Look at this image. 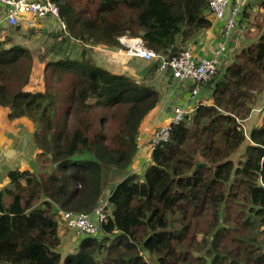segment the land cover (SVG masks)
Returning <instances> with one entry per match:
<instances>
[{
    "label": "trees",
    "instance_id": "1",
    "mask_svg": "<svg viewBox=\"0 0 264 264\" xmlns=\"http://www.w3.org/2000/svg\"><path fill=\"white\" fill-rule=\"evenodd\" d=\"M52 1L66 25L53 34V52L68 37L121 47L119 37L127 35L171 56L212 23L208 0H85L94 1L91 8ZM263 13L253 15L261 18L256 40L228 46L231 60L205 82L206 98L172 125L141 174L128 169L139 127L160 100L153 85L83 55H58L46 61L32 90V53L0 42V106L9 108V118L24 116L37 126L39 149L36 171L8 170L9 185L0 189V264H148L141 251L154 264H264V118L249 132L253 144L244 158L233 160L246 137L238 121L264 87ZM66 74L67 104L57 114L53 82ZM112 109L121 118L108 132ZM104 199L109 215L99 232L63 253L54 207L88 212ZM232 201L237 212L225 226Z\"/></svg>",
    "mask_w": 264,
    "mask_h": 264
},
{
    "label": "crops",
    "instance_id": "2",
    "mask_svg": "<svg viewBox=\"0 0 264 264\" xmlns=\"http://www.w3.org/2000/svg\"><path fill=\"white\" fill-rule=\"evenodd\" d=\"M5 12L6 6L0 2V42H4L5 48L19 45L30 50L33 56L32 79L34 80L36 71L42 67L43 73L46 61L54 58L53 56L46 58L47 55H45L41 59L46 54L44 50L54 40L53 34L60 32L57 21L52 17H45L37 19L34 26L28 27L25 20L29 16L21 15L19 24L12 26L6 21ZM222 23V20H212L210 27L200 30L184 48L192 49L198 56L204 55L209 46H216L220 42ZM132 38L131 44L136 43L139 37ZM124 45L126 46V44ZM92 47L94 48L93 53L97 56H93L96 63L111 71L132 75V78L137 81H146L159 92V102L145 116L139 127L136 140L137 150L128 169L129 173H139L144 164L150 161L151 151L146 148V144L153 129L169 120L173 107L184 104L188 100L191 110L193 109L195 96L190 97L192 81L177 82L170 72L158 70L157 65L156 69L151 72L145 68L136 69L133 75L131 67L135 64L138 66L141 62L148 60L124 53L121 55V52H117L119 47L115 45L92 44ZM48 50L47 48V53ZM226 56H229L228 50L224 54L222 62L227 61L228 57ZM122 63L126 65L124 67L128 68V71L118 68ZM31 84L30 89L32 88ZM39 85L40 83L37 86ZM9 111L8 107L0 106V187L9 185L8 170L35 171L37 169L36 156L39 149L34 142L35 124L24 116L11 119L8 116Z\"/></svg>",
    "mask_w": 264,
    "mask_h": 264
},
{
    "label": "built area",
    "instance_id": "3",
    "mask_svg": "<svg viewBox=\"0 0 264 264\" xmlns=\"http://www.w3.org/2000/svg\"><path fill=\"white\" fill-rule=\"evenodd\" d=\"M252 0H208V8L212 20H222L220 29V42L216 46H209L204 55L198 56L192 49H181L177 54L167 56L156 53L146 48L140 39L131 44V39L122 37L120 40L127 45L128 51L121 52L131 56L142 57L148 61L156 62L158 70L168 71L177 82L192 81L190 97L195 96L200 83L213 77L217 73L219 64L228 50L227 39L237 26L240 12L244 6ZM6 6L5 17L9 25L15 26L20 22L21 15H28L25 24L34 26L37 19L52 17L57 21L60 30L65 31V22L61 19L58 5L52 0H0ZM227 7V9H226ZM191 111L188 100L184 104L173 107L169 120L156 126L147 140L146 148L151 151L154 147L169 138V132L173 124L183 120ZM107 199L101 200L88 212L59 211L65 225L72 231L74 241L81 236L97 234L103 222L108 218ZM148 264H154L148 258Z\"/></svg>",
    "mask_w": 264,
    "mask_h": 264
},
{
    "label": "rangeland",
    "instance_id": "4",
    "mask_svg": "<svg viewBox=\"0 0 264 264\" xmlns=\"http://www.w3.org/2000/svg\"><path fill=\"white\" fill-rule=\"evenodd\" d=\"M93 3H94V1H91L89 3L86 1V3H85V0H78V2L75 4V6L77 8H83V7L91 8ZM247 5L250 6V7H248L249 12H250L249 18L247 19V18H244L245 16L244 17L242 16V12H243V10H242L240 13L236 28L232 32L231 36L227 39V41H228L227 45L231 46L233 44V47L236 50L239 48L240 45L241 46L244 45L248 40H252V41L256 40L255 38H253V35H254V33H258L257 25L259 24V21L261 20V18H257L254 21L253 15L254 14H261L264 12L263 8L260 6L259 0H252L251 2L247 3L246 6ZM226 9H227V7H226ZM263 16H264V13H263ZM262 25H263V23H262ZM50 47L51 46H48L47 48L49 49ZM47 48L44 50V52L47 54L46 58L53 56L55 59H58L59 58L58 55H62V56H64V55H70V56L83 55L86 58L93 59V56L95 55L93 53L94 48L92 47L91 43L82 42L80 40L79 41L73 40L70 37H68L65 41L59 43L56 46V49L54 50V52L50 51V49H49L48 53H47ZM120 49H122L124 52L128 51L127 46H125L124 44H122ZM122 54L123 53H121V55ZM229 56H230V54H229ZM229 56H226V57H228V62L231 60V58H229ZM94 57H97V56L95 55ZM154 63H155L154 61H150V62L144 61V62H141L140 65H138V66L135 64L131 67V72H133V75H134L136 69H141V68H145L147 71L151 72L154 69H156V68H153ZM124 66H126V65L124 63H122L119 65V67L118 66H116V67H118L119 69H123V70L127 69V71H128V68H125ZM223 67H225L224 62L221 61V63L218 66L217 71L219 69H222ZM35 74H36V77L34 80L32 79V84H31L32 90L39 88L40 86H37V85L39 83H42V67H40L36 71ZM68 81H69V75L66 74L62 80L53 82V86L56 87L57 92H58V100H57L56 107H55L57 114L67 104L65 96L67 94ZM206 81H202L200 83V89H199L198 93L195 95V97H194L195 99L193 98L195 103L199 99L202 100V99L206 98V96L208 95L209 91L205 88V82ZM255 98H256L255 103L253 105V108H252L249 116L243 120L238 121L239 123H242L240 126H242V129H243L246 137H245L244 142L239 147V149L233 155L234 162H237L238 159L244 158V152H245L246 146L248 144H253V142L251 141V139L249 137V132H250L251 128H253L254 126L261 125L262 120L264 118V87H263L262 91L255 93ZM192 110L190 112H192ZM108 114H109V120H108V124H107L106 129L108 132H112V130L115 129L116 123L121 118V113L118 110L112 109V111H110ZM99 118H100V115H99L97 121L99 120ZM113 121H114V123H113ZM99 124H100V122H99ZM35 129H38L36 125H35ZM150 162L151 161H148L146 164H144V166L142 167V170L144 169L145 166L149 165ZM141 172H140V174H141ZM107 178L111 181L116 180L115 175L113 176V175L108 174ZM109 185H111V183H108L106 185L105 193H107L109 191V189H110ZM0 188H2V187H0ZM234 205L235 204L233 201L228 202L226 204V207H225L226 215L229 216L230 220L227 219V221L224 223L225 226L226 225L227 226L233 225V218L237 212L234 209ZM54 210L57 212V215L59 216V223H60V227H61L60 229L62 230V231L61 230L60 231L62 234H64L62 236L63 238H62L60 250L63 253L72 252V250L74 249V244H75L74 236L72 235L73 233L71 234L68 227L64 224V221L61 218V215H60L59 211L56 209V207H54ZM201 226H203V223H201ZM141 253H142L144 259L148 258L150 261L153 262L152 257L149 258L147 256V253H145L143 251H141Z\"/></svg>",
    "mask_w": 264,
    "mask_h": 264
},
{
    "label": "clouds",
    "instance_id": "5",
    "mask_svg": "<svg viewBox=\"0 0 264 264\" xmlns=\"http://www.w3.org/2000/svg\"><path fill=\"white\" fill-rule=\"evenodd\" d=\"M58 29H59V27H58ZM60 30V29H59ZM60 31H62V30H60ZM64 32H66V30L64 31ZM122 37H126V38H132L131 36H127V35H123V36H120L119 37V40H120V38H122ZM137 39H140V38H137ZM141 40V39H140ZM142 41V40H141ZM120 43L121 44H123L124 42H122L121 40H120ZM124 44H126V43H124ZM127 45V44H126ZM128 46V45H127ZM117 47H119V46H117ZM119 48H121V47H119ZM128 48V47H127ZM147 48V47H146Z\"/></svg>",
    "mask_w": 264,
    "mask_h": 264
},
{
    "label": "water",
    "instance_id": "6",
    "mask_svg": "<svg viewBox=\"0 0 264 264\" xmlns=\"http://www.w3.org/2000/svg\"><path fill=\"white\" fill-rule=\"evenodd\" d=\"M204 164H205V162H197L196 165H195V169L198 168L201 165H204Z\"/></svg>",
    "mask_w": 264,
    "mask_h": 264
}]
</instances>
